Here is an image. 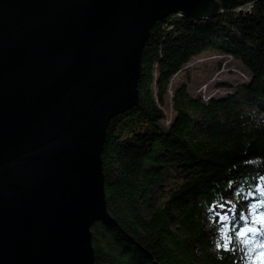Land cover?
<instances>
[{
    "label": "water",
    "instance_id": "obj_1",
    "mask_svg": "<svg viewBox=\"0 0 264 264\" xmlns=\"http://www.w3.org/2000/svg\"><path fill=\"white\" fill-rule=\"evenodd\" d=\"M218 0H0V264H94L92 228L117 225L102 155L138 106L143 52L171 15Z\"/></svg>",
    "mask_w": 264,
    "mask_h": 264
},
{
    "label": "trees",
    "instance_id": "obj_2",
    "mask_svg": "<svg viewBox=\"0 0 264 264\" xmlns=\"http://www.w3.org/2000/svg\"><path fill=\"white\" fill-rule=\"evenodd\" d=\"M218 2L216 15H171L150 33L139 105L115 117L107 129L106 200L118 225L92 228L94 264L242 263L236 236L246 227L242 217L252 201L249 194L256 193V176L264 182V125L244 107L264 113V0ZM208 52L237 61L248 82L208 103L190 94L185 83L177 84L169 122L158 103L165 105L175 75ZM169 169L185 181L164 207H156L152 195ZM257 200L255 211H264V196ZM213 206L235 213L227 229L228 249L210 241L220 221Z\"/></svg>",
    "mask_w": 264,
    "mask_h": 264
},
{
    "label": "rangeland",
    "instance_id": "obj_3",
    "mask_svg": "<svg viewBox=\"0 0 264 264\" xmlns=\"http://www.w3.org/2000/svg\"><path fill=\"white\" fill-rule=\"evenodd\" d=\"M245 10H250V8L242 9V11ZM248 77V73L231 57L218 56L216 53L208 52L195 58L185 69L175 75L168 87L165 105L162 106L158 103V106L164 111L167 120L170 122L175 114L173 97L174 87L177 84L185 83L190 94L200 97L204 102L208 103L213 97L218 98L234 93L239 84L248 82ZM227 85L232 86V88ZM244 107L247 113L255 115L254 121L264 125V113L257 114L255 108H250L246 104H244ZM184 181L185 178L181 173L175 169H169L166 181L154 190L151 204L156 207H164L172 192L177 190ZM256 182L258 184L256 193L249 194L252 201L248 205L246 214L242 217L246 227L236 236L239 243L238 252L241 256V264H250L253 254L264 251V211H255L257 206L260 205L257 199L264 196V182L260 176H256ZM237 187L238 185L234 184L232 186L233 191ZM212 211L220 221L217 226L218 231L210 241L218 249L223 247L228 249L232 244V240H230L227 229L230 221L235 217V213L232 210L218 206H213ZM144 212L147 216V212ZM116 223L118 225L117 221ZM258 239H261V245L255 244V240ZM244 247H247V249H244Z\"/></svg>",
    "mask_w": 264,
    "mask_h": 264
},
{
    "label": "snow or ice",
    "instance_id": "obj_4",
    "mask_svg": "<svg viewBox=\"0 0 264 264\" xmlns=\"http://www.w3.org/2000/svg\"><path fill=\"white\" fill-rule=\"evenodd\" d=\"M250 264H264V251L253 254L250 259Z\"/></svg>",
    "mask_w": 264,
    "mask_h": 264
}]
</instances>
